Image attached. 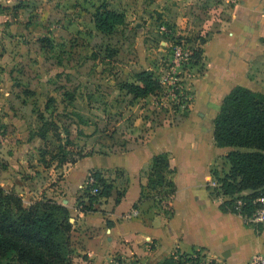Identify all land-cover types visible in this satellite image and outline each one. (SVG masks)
Instances as JSON below:
<instances>
[{
  "label": "rangeland",
  "instance_id": "374dc122",
  "mask_svg": "<svg viewBox=\"0 0 264 264\" xmlns=\"http://www.w3.org/2000/svg\"><path fill=\"white\" fill-rule=\"evenodd\" d=\"M103 1L128 16L127 23L110 36L96 31L90 22L93 7L101 0H0L2 187L10 177L4 172L10 157L19 155L16 163L23 179L57 180L63 166L55 157L44 168L39 162L41 148L56 153L69 137L73 144L64 149L68 158H76L77 151L113 153L126 149L132 140L135 145L144 142L154 127L173 121L175 113L186 116L193 107L195 98L187 82L192 62L181 60L176 65L173 46L184 42V50L191 53L200 37L225 32L226 13L197 0L190 6L201 8L202 14L177 23L157 10L161 3ZM226 1L232 6L236 0ZM261 13L264 16V5ZM42 37L47 46H42ZM142 69L170 84L147 100H131L120 85ZM196 69L200 73L202 66ZM254 75L258 90L264 92L262 61ZM43 118L58 127L59 140L51 131L45 141L37 136ZM142 179L145 182L144 175ZM214 186L215 180L210 188Z\"/></svg>",
  "mask_w": 264,
  "mask_h": 264
},
{
  "label": "crops",
  "instance_id": "0c3cea01",
  "mask_svg": "<svg viewBox=\"0 0 264 264\" xmlns=\"http://www.w3.org/2000/svg\"><path fill=\"white\" fill-rule=\"evenodd\" d=\"M236 1L229 6L226 31L212 34L201 46V72L197 65L188 70L187 82L195 101L186 116L175 113L173 121L154 127L138 145L132 140L124 150L66 163L57 180L23 179L16 163L19 155L8 159L4 172L10 177L1 183L6 190L29 203L53 199L75 218L70 234L73 264H160L176 251H202L224 264H248L254 254L264 255V223L257 231L242 216L220 209L226 196L210 194L212 172L228 170L224 156L231 149L216 146L213 138L214 118L222 99L238 85L263 92L258 90L254 71L259 61L264 64V0ZM193 2L197 0H148L150 5L161 3L162 9L153 8L177 23L181 18L187 22L191 14H202L201 8H191ZM159 153H167L175 169L176 190L162 202L156 197L140 200L142 169ZM92 169L101 170L114 189L108 198L94 204V211L85 213L77 209V200ZM124 183L126 188L116 203ZM133 210L137 214L127 217Z\"/></svg>",
  "mask_w": 264,
  "mask_h": 264
},
{
  "label": "trees",
  "instance_id": "16d2710c",
  "mask_svg": "<svg viewBox=\"0 0 264 264\" xmlns=\"http://www.w3.org/2000/svg\"><path fill=\"white\" fill-rule=\"evenodd\" d=\"M204 2L202 6L211 4L229 17L226 0ZM90 22L96 31L110 36L117 27L126 24V16L123 11L112 9L107 2L102 1L94 5ZM210 38V35H206L198 39L197 47L189 54L192 65L201 64V46ZM261 41L264 42V38ZM40 42L42 46L48 44L46 37L40 38ZM249 76L253 78V74ZM120 88L131 100H137L156 95L163 85L152 71L142 69L132 74L131 81L122 82ZM49 131L57 140L60 139L59 129L54 122L43 118L37 136L45 141ZM213 138L216 146L231 149L224 156L228 170L223 175L212 172L216 185L210 188V194L228 198L220 204L223 212L250 217L256 209V199L264 196V93L240 85L231 89L222 99L214 118ZM64 141L58 145L56 153L52 154L46 148L40 149L39 162L44 168H49L50 160L55 157L57 164L63 166L94 154L91 151L83 154L77 151L76 158H68L69 151L65 152L64 149L73 144V140L68 137ZM174 173L167 153L154 155L142 169L145 182L140 186V200L156 197L162 202L163 199H170L176 190L172 179ZM90 177L93 183H86L82 196L77 200V209L85 213L94 211V204L101 198H108L114 189L113 182L106 179L101 170L92 169ZM125 188L124 183L122 190L118 191L116 203L120 201ZM93 189L97 191L93 193ZM237 201H240L239 211L235 209ZM136 206L137 203H134L133 207ZM74 222L75 218L70 215L68 208L55 200L42 198L25 204L22 196L0 185V264H73L74 249L70 234ZM247 224L254 226L257 231L262 229L261 224ZM176 252L160 264H174V255L180 254Z\"/></svg>",
  "mask_w": 264,
  "mask_h": 264
},
{
  "label": "built area",
  "instance_id": "2783aa9c",
  "mask_svg": "<svg viewBox=\"0 0 264 264\" xmlns=\"http://www.w3.org/2000/svg\"><path fill=\"white\" fill-rule=\"evenodd\" d=\"M162 30L164 28L162 27ZM182 45H174L173 53H174V61L176 65H179L178 61L181 60H188L189 59V50H184L183 45L184 42H182ZM160 80V79H159ZM163 87L164 85L170 84V80H166V78H163L160 80ZM88 183H93L92 177H90ZM214 184V183H213ZM216 185V183H215ZM97 190L93 189L92 192L95 193ZM257 203L256 209L253 212L252 216L250 217H244V221L246 223L250 224H262L264 223V196H260L255 201ZM239 205L240 201H237L235 209L239 211ZM137 211L133 210L130 214L127 215V217H130L131 215H136ZM174 264H224L222 261L211 257L207 255L206 253L202 251H192L190 253H182V254H176L174 255ZM248 264H264V255L261 253L254 254Z\"/></svg>",
  "mask_w": 264,
  "mask_h": 264
}]
</instances>
